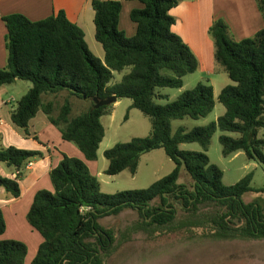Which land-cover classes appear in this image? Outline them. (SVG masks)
<instances>
[{
    "label": "trees",
    "instance_id": "obj_1",
    "mask_svg": "<svg viewBox=\"0 0 264 264\" xmlns=\"http://www.w3.org/2000/svg\"><path fill=\"white\" fill-rule=\"evenodd\" d=\"M136 1L142 7L132 10L130 19L137 31L128 37L119 28L122 2L92 0L95 38L104 49V60L92 53L84 31L63 11L41 21L21 14L3 18L8 62L0 68V89L16 81L32 84L11 112L12 122L29 135L30 122L42 112L63 140L74 143L84 158L64 155L50 172L53 191L36 193L27 221L43 243L31 264H104L102 256L112 251L116 238L100 224L101 219L134 210L145 226L166 227L177 219L175 202L190 217L204 222L211 237L264 239V207L242 200L252 191L253 173L226 185L223 171L207 155L213 136L220 130L225 158L242 152L249 161L264 166V138L260 136L264 130V27L252 38L235 41L222 20L212 25L209 34L218 71L227 73L235 83L219 96L225 114L206 126L189 131L179 128L174 133L173 121L206 118L214 111V88L199 83L172 102L157 103L168 100L160 89H181L184 78L199 70L200 62L172 30L176 20L171 11L181 0ZM257 2L264 19V0ZM116 74L121 78L112 83ZM63 92L68 95L60 107L54 99H43ZM111 96L117 102L131 99V108L150 118L152 132L107 149L105 173L116 176L129 171L135 175L142 156L158 149H164L175 164L169 175L147 189L104 193L87 164L98 159L106 135L102 118L114 109V104L95 108L94 99L102 101ZM71 98L87 101L90 107L72 117ZM193 143L202 151L181 149L183 144ZM44 157L36 150L1 149L0 163L19 172L15 180L0 177L1 186L18 199V181L26 166ZM182 171L190 176L191 187L178 183ZM156 200L160 201L157 205ZM6 229L0 208V237ZM27 255L25 243L0 240V264H25Z\"/></svg>",
    "mask_w": 264,
    "mask_h": 264
},
{
    "label": "rangeland",
    "instance_id": "obj_2",
    "mask_svg": "<svg viewBox=\"0 0 264 264\" xmlns=\"http://www.w3.org/2000/svg\"><path fill=\"white\" fill-rule=\"evenodd\" d=\"M91 51L96 53L92 46ZM120 78L121 75L116 74L112 83H116ZM230 80L225 72L211 74L199 69L184 78V86L181 89H160V94L167 95L168 100L157 101V103L164 105L174 101L183 92L193 89L199 83L209 84L214 88L216 101L214 111L206 118H186L173 121V132L175 133L179 128L189 131L196 127L206 126L224 115L225 107L220 104L219 96L225 87L235 85ZM29 86L31 87L32 84L19 81L18 85L10 87V93L15 99L13 105L17 106L18 101L28 92ZM67 95L66 92H63L55 97L44 96L43 99L45 101L54 99L56 106L60 107ZM71 103L72 117L80 115L90 107L89 102L76 98H71ZM131 105V99L120 100L119 103L114 104L113 113L102 118L106 135L100 145L97 161L91 162L90 166L92 173L98 175L102 191L107 194L147 189L156 181L169 175L175 168V164L166 155L164 149H158L142 156L135 175L129 171H124L116 176H109L105 173L108 161L104 157V152L107 149L119 143L129 142L135 137H147L152 132L150 118L140 110L131 108ZM56 114L58 113L56 112ZM126 115H128L127 120L125 119ZM222 134L218 130L211 140L207 152L210 162L223 171L224 183L229 186L253 173L252 191L246 193L242 200L245 203H257L264 207V166L249 161L242 152L225 158L221 152L222 145L219 140ZM260 136L264 138V130L260 131ZM4 143L6 142L0 136V150L5 148ZM67 144L79 150L74 143ZM181 149L192 152L202 151L196 143L183 144ZM70 151L72 150L70 149ZM0 168L10 176L14 173V170L4 163H0ZM178 183L191 187L192 180L187 172L182 171ZM0 199H3L1 195ZM159 203V200L154 202L155 205ZM174 204L178 211L177 219L172 225L166 227L145 226L142 217L134 210H125L118 215L101 219L100 224L111 230L116 238L112 251L102 256L104 264H264V239L226 240L211 237L204 222L193 219L182 210L178 203ZM200 219H203L202 214H200ZM8 227L7 234L1 236L0 240H12L11 237H19L20 225L18 228L8 218ZM25 264H31V260L28 259Z\"/></svg>",
    "mask_w": 264,
    "mask_h": 264
},
{
    "label": "crops",
    "instance_id": "obj_3",
    "mask_svg": "<svg viewBox=\"0 0 264 264\" xmlns=\"http://www.w3.org/2000/svg\"><path fill=\"white\" fill-rule=\"evenodd\" d=\"M105 1L122 2L119 28L128 37L135 36L137 28L131 21L130 14L132 10L141 8L142 4L136 0ZM60 11L65 12L67 18L84 31L89 49L91 50V46L95 48L96 53H92L104 60V49L99 46L101 44L95 38V12L92 8V0H0V68H5L8 62L7 28L3 21L4 17L21 14L32 21H41ZM171 14L176 20L172 28L173 32L180 36L197 56L200 62L199 69L211 74L219 72L214 58V41L209 34L210 28L216 21L222 20L227 25L228 33L235 41L252 38L264 27V19L257 0H181ZM18 83L19 81H16L0 89L1 139L6 142L5 148L13 146L19 149L41 151L45 157L32 161L31 168L23 172L21 180L18 181L21 189V196L18 199L13 198L0 185V195L3 198L0 199V208L7 224L4 235L9 230L8 218L18 228L20 225L19 237L11 238L28 246L26 262L30 259L32 263L39 246L43 243L42 236L27 221V214L34 197L40 190L53 191L50 172L61 162L64 155L84 158L80 150H76L74 146L67 144L69 142L63 140L60 131L49 122L44 113L40 112L30 122L29 135L12 122L11 112L16 109V106L13 105L15 99L10 93V87ZM31 87L29 86L28 91ZM68 147L72 151L67 149ZM90 163L87 164L91 170ZM16 176L15 171L10 176L0 168V177L15 180ZM95 176L98 177L97 174Z\"/></svg>",
    "mask_w": 264,
    "mask_h": 264
},
{
    "label": "water",
    "instance_id": "obj_4",
    "mask_svg": "<svg viewBox=\"0 0 264 264\" xmlns=\"http://www.w3.org/2000/svg\"><path fill=\"white\" fill-rule=\"evenodd\" d=\"M94 102L96 103L95 108H100L103 106H110L115 103H117V98L115 96H111L105 100L99 101L97 99H94Z\"/></svg>",
    "mask_w": 264,
    "mask_h": 264
},
{
    "label": "built area",
    "instance_id": "obj_5",
    "mask_svg": "<svg viewBox=\"0 0 264 264\" xmlns=\"http://www.w3.org/2000/svg\"><path fill=\"white\" fill-rule=\"evenodd\" d=\"M31 166H32V163H29V164L26 166L25 170L30 169ZM18 174H19V172L16 173V175H18ZM88 209H89V208H88Z\"/></svg>",
    "mask_w": 264,
    "mask_h": 264
}]
</instances>
